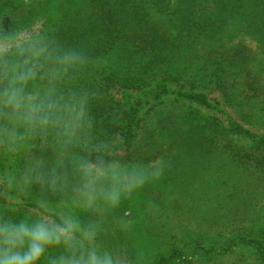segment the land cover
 Returning <instances> with one entry per match:
<instances>
[{
    "label": "trees",
    "instance_id": "16d2710c",
    "mask_svg": "<svg viewBox=\"0 0 264 264\" xmlns=\"http://www.w3.org/2000/svg\"><path fill=\"white\" fill-rule=\"evenodd\" d=\"M38 22L40 31L53 30L56 38L86 55L85 86L95 98L92 112L100 137L123 145L115 155L137 151L148 155L142 147L145 150L153 137H137L149 111L140 112L174 93L169 84L183 87L184 80L202 87L214 84L230 107L241 112L255 106L264 110V0H0V37ZM120 89L138 94L133 102L117 100L111 91ZM181 95L205 105L201 93ZM245 116L241 120L248 123ZM171 118L169 114L162 117L157 126L170 142L167 151L176 161L180 155L172 149L178 148L181 154L185 148L181 143L184 124ZM229 130L252 138V144L234 147L223 130L215 128L210 134L209 127L201 126L196 141L202 145L197 144L194 156L203 153L209 160L214 153H223L232 161L239 156L243 162L263 165L264 136H249L236 123ZM162 154L147 158L154 160ZM239 244L249 246L255 261L264 264V227L257 237L229 240L214 256L232 254V247ZM168 245L169 252L159 254L153 264H194L185 263L174 244ZM213 250L202 249L199 255L205 263ZM130 258L136 264L133 254Z\"/></svg>",
    "mask_w": 264,
    "mask_h": 264
},
{
    "label": "clouds",
    "instance_id": "9594fccd",
    "mask_svg": "<svg viewBox=\"0 0 264 264\" xmlns=\"http://www.w3.org/2000/svg\"><path fill=\"white\" fill-rule=\"evenodd\" d=\"M86 55L53 30L0 37V264H127L121 206L165 160L101 139Z\"/></svg>",
    "mask_w": 264,
    "mask_h": 264
},
{
    "label": "rangeland",
    "instance_id": "374dc122",
    "mask_svg": "<svg viewBox=\"0 0 264 264\" xmlns=\"http://www.w3.org/2000/svg\"><path fill=\"white\" fill-rule=\"evenodd\" d=\"M39 26L38 22L37 26L29 27L40 31ZM28 28L22 31L33 30ZM190 82L182 81L183 87L169 84L174 93L152 102L151 108L146 106L140 112L149 111L144 114L145 122L137 139L153 137L152 141L145 140L147 146L144 150L143 145V151L148 153L147 157L163 152L155 159L163 158L166 166L156 184L147 186L121 206L117 216L128 222L131 231L117 230L114 238L122 246L127 264H133L132 254L136 264H153L159 254L169 252L168 244H174L173 247L184 255L185 263L259 264L255 261L254 250L246 245H236L232 247V254L220 257H215L214 252L220 251L229 240L257 237L264 227V159L261 165L255 161L243 162L239 156L232 161L223 153H214L208 160L203 153L194 156L193 152L197 144L202 145L196 141L201 126L209 127L207 133L210 134L215 128L223 130V136L234 147L251 145L252 138L234 135L235 132L229 129L236 123L248 130L249 136L257 139L264 136V110L259 109L263 107L255 106L249 112H241L225 102L214 84L202 87ZM111 93L117 100L129 102H133L138 94L123 89ZM181 93H201L205 105L190 102ZM168 114L172 120L176 117L184 124L181 135L184 149L194 147L187 152L181 149V154L173 147L172 151L180 155L176 161L171 157L173 153L167 151L170 142L157 126V122ZM243 115H247L248 123L241 120ZM193 127L195 133L189 129ZM230 153L235 154L234 151ZM251 219L257 221L250 222ZM202 249H215L208 255V263L199 255Z\"/></svg>",
    "mask_w": 264,
    "mask_h": 264
}]
</instances>
